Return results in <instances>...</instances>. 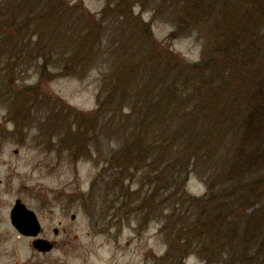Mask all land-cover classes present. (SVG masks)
<instances>
[{
    "label": "trees",
    "instance_id": "16d2710c",
    "mask_svg": "<svg viewBox=\"0 0 264 264\" xmlns=\"http://www.w3.org/2000/svg\"><path fill=\"white\" fill-rule=\"evenodd\" d=\"M152 1L154 18H173L166 47L131 0H106L97 13L82 0H0L1 69L13 82L19 64L36 60L47 80L82 78L108 41L113 66L102 76L95 112H68L84 137L107 118L109 139L119 144L82 197L94 227H107L93 202L107 176L120 208L129 199L154 215L191 213L168 218L176 225L161 261L181 264L199 246L207 262L226 254L225 264H264V0ZM193 32L201 58L189 62L169 47ZM35 93L15 94L17 114L30 110ZM192 173L207 186L201 196L185 189ZM128 178L142 184L130 192Z\"/></svg>",
    "mask_w": 264,
    "mask_h": 264
},
{
    "label": "rangeland",
    "instance_id": "374dc122",
    "mask_svg": "<svg viewBox=\"0 0 264 264\" xmlns=\"http://www.w3.org/2000/svg\"><path fill=\"white\" fill-rule=\"evenodd\" d=\"M82 1L95 13L106 3V0ZM131 1L134 14L150 23L153 38L166 47L167 36L174 29L173 18L168 14L154 18L151 8L156 4L152 0ZM108 47L109 42L104 40L97 63L82 78L47 80L40 75L41 62L33 60L18 65L12 82L9 71L1 69L0 63V264H168L161 257L168 251L167 234L176 223L167 220L188 217L190 212L154 215L139 211L138 203L129 199L120 208L118 188L107 184L111 180L107 176L100 180L93 201H97L99 223L106 224V229L95 228V221L83 208V195L89 193L94 177L119 144L115 138L109 139L114 133L107 118L101 117L96 131L84 137L82 131L77 134L75 119L68 112L70 109L85 115L95 112L102 76L113 66ZM169 48L184 60L194 62L201 58L202 40L193 32L175 39ZM48 72L56 69L51 66ZM27 87L36 89V100L30 110L17 114L20 106L13 102V97ZM14 114L18 115L17 120ZM141 184L139 181L130 184L129 178L124 182L130 192ZM147 189L144 184L142 193ZM185 189L191 195L201 196L207 186L192 173ZM16 199L41 213L46 230L59 227L58 222L62 221L70 234L61 233L56 238L57 245L49 252L34 250L32 238L20 235L10 223L9 212ZM42 202L53 211H41ZM186 207L187 204L183 210ZM71 214L75 215L73 220ZM46 235L54 238L50 232H45ZM226 257V254L217 256L207 262L197 246L181 264H225ZM246 263L257 264L249 260Z\"/></svg>",
    "mask_w": 264,
    "mask_h": 264
},
{
    "label": "water",
    "instance_id": "95a60500",
    "mask_svg": "<svg viewBox=\"0 0 264 264\" xmlns=\"http://www.w3.org/2000/svg\"><path fill=\"white\" fill-rule=\"evenodd\" d=\"M73 217H75L74 214ZM9 219L13 228L20 235L32 238L31 245L34 250L43 253L52 250V243L39 236L41 226L35 212L27 208L20 199H16L11 207Z\"/></svg>",
    "mask_w": 264,
    "mask_h": 264
},
{
    "label": "flooded vegetation",
    "instance_id": "af4514ba",
    "mask_svg": "<svg viewBox=\"0 0 264 264\" xmlns=\"http://www.w3.org/2000/svg\"><path fill=\"white\" fill-rule=\"evenodd\" d=\"M24 203V202H23ZM26 206H27V208H29V209H32L34 212H35V214H36V216H37V219L39 220V223H40V232H39V236L40 237H42V238H45V239H47V240H49L51 243H52V245H53V248L57 245V240H56V238L61 234V233H63L65 236H68L69 234H70V229H67L66 227H63L62 226V221L60 222H58V225H59V227H57V226H51L49 229H45V227H44V225H43V220L41 219V217H40V214L41 213H39V212H37L36 210H34L33 208H31L30 206H28L27 204H26ZM40 210L41 211H46V212H48V213H51L52 211H53V208L52 207H50V206H47V203L46 202H42L41 203V207H40ZM70 219L71 220H73L74 219V217H73V214H71L70 215ZM45 232L46 233H52V235L54 236V238H48V236L46 235L45 236ZM23 236V235H22ZM26 237V236H25ZM30 238V237H29ZM32 241V240H31ZM52 248V249H53Z\"/></svg>",
    "mask_w": 264,
    "mask_h": 264
}]
</instances>
